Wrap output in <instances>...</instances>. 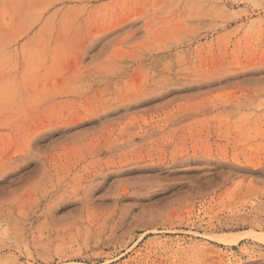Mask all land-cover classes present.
I'll use <instances>...</instances> for the list:
<instances>
[{
    "label": "rangeland",
    "instance_id": "1",
    "mask_svg": "<svg viewBox=\"0 0 264 264\" xmlns=\"http://www.w3.org/2000/svg\"><path fill=\"white\" fill-rule=\"evenodd\" d=\"M0 264H264V0H0Z\"/></svg>",
    "mask_w": 264,
    "mask_h": 264
},
{
    "label": "snow or ice",
    "instance_id": "2",
    "mask_svg": "<svg viewBox=\"0 0 264 264\" xmlns=\"http://www.w3.org/2000/svg\"><path fill=\"white\" fill-rule=\"evenodd\" d=\"M40 145H39V143L37 144V147H39Z\"/></svg>",
    "mask_w": 264,
    "mask_h": 264
}]
</instances>
